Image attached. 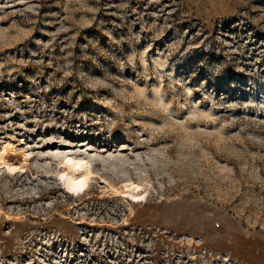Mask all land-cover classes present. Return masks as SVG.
Segmentation results:
<instances>
[{
	"label": "rangeland",
	"instance_id": "obj_1",
	"mask_svg": "<svg viewBox=\"0 0 264 264\" xmlns=\"http://www.w3.org/2000/svg\"><path fill=\"white\" fill-rule=\"evenodd\" d=\"M5 146L0 264H264V0H0Z\"/></svg>",
	"mask_w": 264,
	"mask_h": 264
},
{
	"label": "bare ground",
	"instance_id": "obj_2",
	"mask_svg": "<svg viewBox=\"0 0 264 264\" xmlns=\"http://www.w3.org/2000/svg\"><path fill=\"white\" fill-rule=\"evenodd\" d=\"M9 147L11 146H7V147L5 146L4 149L1 151L0 165L6 167L12 173L16 171L17 172L22 171L24 169V164L13 163L12 161L10 162V161L5 160L8 150H10ZM89 169L90 168H89L88 162L83 159H73L69 161L65 166V172L67 174L68 179L80 185L85 184V181L89 179V174H90ZM127 191H130V193ZM127 193L131 194L132 200H135V201L139 200V198H142L141 195L143 196L141 187H138L135 185L134 186L131 185L126 189V191L120 192V194L122 195H126Z\"/></svg>",
	"mask_w": 264,
	"mask_h": 264
}]
</instances>
